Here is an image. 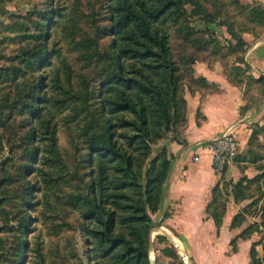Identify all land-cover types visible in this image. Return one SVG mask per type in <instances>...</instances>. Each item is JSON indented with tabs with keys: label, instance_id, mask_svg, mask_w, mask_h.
I'll use <instances>...</instances> for the list:
<instances>
[{
	"label": "rangeland",
	"instance_id": "1",
	"mask_svg": "<svg viewBox=\"0 0 264 264\" xmlns=\"http://www.w3.org/2000/svg\"><path fill=\"white\" fill-rule=\"evenodd\" d=\"M184 1L185 16L177 23L169 24L168 29L175 58L182 66L185 93L194 83L197 87L204 86L197 79L196 82L191 81L187 61L196 58L222 62L231 83L238 86L247 99L244 110H259L257 115H252L246 125L239 126L236 131L240 143L239 154L246 155V160L235 159L222 173L215 171L222 192L220 201L226 202L228 209L229 202H236L231 194L232 184L244 177L254 179L264 174V107L263 113L260 111V105H264V81H257L250 59L254 47L264 42V22L253 21L250 8L257 3L264 5V1L203 0V8L215 18L211 22L202 14L195 13L193 1ZM54 4L63 14L52 28L43 30L47 35L50 32L52 34L45 41L43 38L38 39L37 34L41 32L38 27L42 22L41 12ZM105 5L106 0H0V264L85 262L86 245L79 226L81 209L75 208L71 203L82 192L79 178L85 177L88 172L84 162L86 140L82 134L89 118H85L86 111L80 115L78 112L83 106L81 99H84L87 90L93 115L100 108L98 85L102 68L108 67L109 61L106 57L96 55L94 49L86 48L84 41L97 38L100 49L110 48L112 38H102L103 33L98 31V28L108 26ZM36 9L42 11L33 12ZM73 18L79 22V27L75 30L70 29L73 27ZM229 26L247 42L241 52L234 53L230 48L231 43L237 44V39L230 34ZM193 35L196 37L195 42ZM44 42L49 43L50 49L56 54L52 56L51 65L35 68L39 61L32 62L31 54ZM34 62L36 63L33 65ZM41 75L48 82L47 90L45 89L48 96H55V84H60L79 94L81 99L69 102L67 107L47 105L42 110L44 120H40L44 123L38 125L39 122L35 124L27 103L30 101L28 96L31 88ZM86 84L90 87L87 88ZM214 89L216 88H211L212 91ZM19 97L23 101L14 106ZM186 122L176 126L177 133L172 131L153 144V156L163 148L169 150L164 144L168 139L177 142L180 140L185 144L180 130ZM52 131H55L54 136L58 141L60 162L56 167L44 163L42 158L31 163L27 157V149L35 144L40 145L41 157L44 156V148L50 145L47 137L52 136ZM32 133L34 139L31 143ZM175 159L173 155L163 199ZM29 164L32 169L26 171ZM41 169L54 174L57 181L52 187L43 180ZM246 183V192L252 197L236 202L243 205L236 214L258 200L245 215L243 224L249 227L262 221L264 177L258 182ZM34 185H38L41 190L30 195ZM164 212L159 209L153 214L155 227L151 233L150 258L155 261L151 264H196L192 247L180 238L183 241L181 243L178 235L167 227L164 217L169 213L164 215ZM255 229L251 235L263 231ZM160 235L166 236L167 241H161L158 237ZM23 242H27L26 253L15 255L22 250ZM167 246L178 254V258L165 255L164 248ZM39 247L41 253L38 251Z\"/></svg>",
	"mask_w": 264,
	"mask_h": 264
},
{
	"label": "trees",
	"instance_id": "2",
	"mask_svg": "<svg viewBox=\"0 0 264 264\" xmlns=\"http://www.w3.org/2000/svg\"><path fill=\"white\" fill-rule=\"evenodd\" d=\"M190 1H193L196 14H202L208 22L215 20L203 8V0ZM105 8L108 26L98 28V31L103 33L102 38H112L110 48L100 49L97 38L84 41L86 48L94 49L96 55L106 57L109 61L108 67L102 68L98 85L100 108L97 114L93 115L89 107L91 100L88 90L84 99H81L73 90L55 84L56 95L48 96V82H45L44 75L39 76L32 86L27 107L35 124L39 122L38 125H41L44 123L40 122L42 118L44 120L42 110L47 105L67 107L69 102L78 98L83 100L78 115L86 111L85 118H89L82 134L86 140L84 162L88 172L85 177L79 178L82 192L71 203L81 209L79 226L86 245L84 264H151V233L155 227L153 214L161 207L164 185L173 160V154L167 148L153 156V144L167 137L170 132H175L176 126L187 120L185 80L181 73L182 66L175 58L168 29L169 24L177 23L185 16V1L106 0ZM250 11L253 21L264 22L263 4L257 3ZM41 13L42 22L38 26L41 32H38L37 38L45 41L52 32L47 35L43 30L52 28L63 13L55 4ZM71 25V30L78 29L79 22L73 18ZM229 32L237 39V44H230L233 52L245 49L247 42L243 36L232 26H229ZM195 40L193 35V42ZM55 54L49 43L38 45L31 54L32 62L39 61L35 68L51 65ZM196 61L193 58L186 63L192 82H196L193 68ZM257 81H264V76L257 78ZM194 86L197 87V84L194 83ZM86 87L89 88V84ZM22 101L23 98L19 97L14 106ZM54 133L52 131V136L47 137L50 145L44 148V156L41 157L40 145L35 144L27 149L31 163L42 158L44 163L56 167L60 162ZM33 139L32 133L31 143ZM246 158V155L239 154L236 160L245 161ZM31 169L30 164L27 165L26 171ZM40 171L43 180L52 187L57 181L54 174L45 169ZM263 177L264 174L254 179L244 177L232 184L231 194L235 201L252 197L246 192L248 185L245 182H258ZM40 190L38 185H34L29 194ZM221 194L220 183H217L206 209L218 227L222 225L227 211L226 202L220 201ZM257 202L254 200L236 214L232 227L241 226L249 208ZM261 218L260 223L250 225L241 236L250 237L254 228L255 231L264 228V206L261 208ZM158 237L163 242L167 241L166 236ZM257 244L254 243L251 255L254 264H261L257 258ZM26 246L27 242H23L22 250L15 255H24ZM40 250L39 247V253ZM164 253L171 258H178V254L169 246L164 248Z\"/></svg>",
	"mask_w": 264,
	"mask_h": 264
},
{
	"label": "crops",
	"instance_id": "3",
	"mask_svg": "<svg viewBox=\"0 0 264 264\" xmlns=\"http://www.w3.org/2000/svg\"><path fill=\"white\" fill-rule=\"evenodd\" d=\"M250 59L253 74L260 78L264 75V42L254 47ZM193 68L194 77L204 86H192L185 93L187 122L180 130L185 144L171 139L164 143L176 159L160 210L165 211L164 215L169 213L164 220L178 235V240L192 247L196 264H254L251 255L254 243H258L257 258L264 264V228L250 237H242L248 226L232 227L234 215L243 205L229 202L220 227L208 216L206 209L219 177L211 155L196 145L218 136L230 126L237 131L259 110H244L247 99L240 88L231 83L222 62L198 60ZM263 107L260 105L261 113ZM195 156L199 159H193Z\"/></svg>",
	"mask_w": 264,
	"mask_h": 264
},
{
	"label": "built area",
	"instance_id": "4",
	"mask_svg": "<svg viewBox=\"0 0 264 264\" xmlns=\"http://www.w3.org/2000/svg\"><path fill=\"white\" fill-rule=\"evenodd\" d=\"M197 146L211 155L213 168L218 173H222L240 152V143L234 126L228 127L208 141L198 143ZM194 159L198 160L199 156H195Z\"/></svg>",
	"mask_w": 264,
	"mask_h": 264
},
{
	"label": "water",
	"instance_id": "5",
	"mask_svg": "<svg viewBox=\"0 0 264 264\" xmlns=\"http://www.w3.org/2000/svg\"><path fill=\"white\" fill-rule=\"evenodd\" d=\"M155 259L154 258H151V262L154 263Z\"/></svg>",
	"mask_w": 264,
	"mask_h": 264
},
{
	"label": "bare ground",
	"instance_id": "6",
	"mask_svg": "<svg viewBox=\"0 0 264 264\" xmlns=\"http://www.w3.org/2000/svg\"><path fill=\"white\" fill-rule=\"evenodd\" d=\"M171 238H172V237H171ZM176 242H177V244H178V245H179V247H180V243H179V241H177V240H176Z\"/></svg>",
	"mask_w": 264,
	"mask_h": 264
}]
</instances>
